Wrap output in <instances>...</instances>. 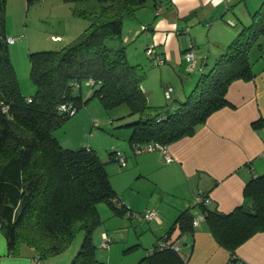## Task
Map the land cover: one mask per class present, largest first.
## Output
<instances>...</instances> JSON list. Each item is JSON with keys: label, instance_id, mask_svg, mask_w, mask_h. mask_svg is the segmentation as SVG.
Segmentation results:
<instances>
[{"label": "trees", "instance_id": "obj_1", "mask_svg": "<svg viewBox=\"0 0 264 264\" xmlns=\"http://www.w3.org/2000/svg\"><path fill=\"white\" fill-rule=\"evenodd\" d=\"M98 1L100 13L76 42L59 51L31 54L30 76L36 93L28 102L9 58L5 4L0 0V101L7 107L4 112L0 106V228L10 254L26 245L43 260L63 251L75 233L83 231L81 247L70 264H102L96 259L92 238L100 222L98 205L104 203L126 214L127 206L116 196L105 165L93 149L62 148L52 135L71 116L60 112L59 106L72 104L78 110L88 79L96 82L89 89L91 96L105 108L127 104L130 114L140 115L131 124L129 142L134 150L154 142L167 146L192 135L213 112L228 104L226 92L232 82L255 76L250 51L264 37V1L252 14L251 23L239 30L176 110L151 107L141 88L145 70L128 63L122 44L123 22L134 18L146 0ZM160 117L164 119L158 121ZM197 208L216 242L230 252L228 264H236V249L264 231V174L246 183L243 203L233 211L222 213L203 204ZM192 209L182 211L170 226L164 238L167 245L175 241L176 229L180 234L193 231ZM144 260L147 264H187L188 259L168 247Z\"/></svg>", "mask_w": 264, "mask_h": 264}, {"label": "crops", "instance_id": "obj_2", "mask_svg": "<svg viewBox=\"0 0 264 264\" xmlns=\"http://www.w3.org/2000/svg\"><path fill=\"white\" fill-rule=\"evenodd\" d=\"M157 1L152 15L141 7L134 18L123 22L122 44L128 63L139 64L146 71L141 88L148 104L163 107L161 95L165 96L169 88L168 99L175 102L171 109L176 110L239 30L251 23L252 14L264 0H251V4L247 0ZM257 43L252 49L264 50V37ZM150 45L164 58L163 64H156L145 54ZM190 48L198 61L194 69L184 58ZM253 70L252 79L230 84L226 106L213 112L192 135L167 145L170 163L158 151L134 154L130 168L117 172L115 180H110L116 196L131 211L156 210L158 218L134 220L102 205V216L110 221L100 232V240L105 234L111 242L105 251H96L98 262L147 264L144 259L148 250L167 236L182 211L194 207L198 194L210 199L208 208L222 213L243 203L246 183L264 174V61L256 67L253 64ZM192 211L194 216L201 213L196 207ZM172 238L181 253L188 255L187 264L229 263L230 252L216 242L205 220L190 233L180 234L176 229ZM235 256L236 264H264V231L241 244ZM34 259L33 249L26 245H21L16 254L8 253L0 228V264H35ZM69 260L59 263L68 264Z\"/></svg>", "mask_w": 264, "mask_h": 264}, {"label": "rangeland", "instance_id": "obj_3", "mask_svg": "<svg viewBox=\"0 0 264 264\" xmlns=\"http://www.w3.org/2000/svg\"><path fill=\"white\" fill-rule=\"evenodd\" d=\"M251 2L253 1L247 0L248 4ZM4 4L5 34L7 37L15 38L13 44H8V53L18 87L26 98L33 97L36 87L30 76L31 54L59 51L66 45L76 42L88 28L91 19L100 13L101 2L98 0H4ZM142 9L147 13L151 11L148 14L152 15L155 11L154 0H146ZM250 60L256 67L264 61V50L260 51L256 47L252 49ZM212 66L210 65V68ZM82 88V106L74 115L67 117L61 126L54 129L52 135L62 148L79 149L90 146L104 163L110 180L114 181L116 173L128 170L131 160L134 159L135 153L129 142L133 132L131 124L139 121L141 117L139 114H130L127 104L105 108L98 98L87 92L86 87ZM161 96L165 102L163 107H168L172 111L171 106H174L175 102L165 98L164 94ZM161 106L154 108L159 110ZM142 119L144 120V117ZM115 151L126 156V166L122 167L110 159L111 153ZM132 174V172L129 173L131 176ZM102 205L104 203L98 205L100 222L92 233L97 252L105 251L111 242L106 235L108 241L104 244L106 240L103 234L100 240V232L106 229L110 221L102 216L100 210ZM105 207L110 211L107 206ZM131 218L135 220L133 216ZM82 239L83 231L76 232L63 251L43 260L40 259V263L60 264L59 262L66 261L68 257L71 263L81 247ZM34 260L35 264H39L37 259Z\"/></svg>", "mask_w": 264, "mask_h": 264}, {"label": "built area", "instance_id": "obj_4", "mask_svg": "<svg viewBox=\"0 0 264 264\" xmlns=\"http://www.w3.org/2000/svg\"><path fill=\"white\" fill-rule=\"evenodd\" d=\"M162 6H159L158 9L161 10ZM6 42L8 44H13L15 42V38L14 37H7L6 38ZM145 54L151 58L156 64H163L164 63V58L161 57V54L157 52L156 48L154 45H150L147 46L145 48ZM184 58L186 59V61L189 64L190 69H194L195 67H197V58L196 55L194 53V51L190 48L188 49V51H186L184 53ZM85 87H87L88 89H92L94 88V86L96 85V82L92 79H88L85 83H84ZM171 89L167 88L165 91V97L169 98V94H170ZM28 102H31V99L28 98L27 99ZM0 106L2 108V110L5 112L7 110V107L2 105V102L0 101ZM59 111L63 112L65 114L68 115H74L77 111L76 107H74L72 104H62L59 106ZM161 119H164V117H160L158 119V121H160ZM135 154L138 153H143V152H153V151H158L160 152V154L163 156L164 161L166 163H170L172 161V157L169 155L168 150H167V146L162 145L158 142H154V143H148V144H144L142 146H136L135 149L133 150ZM113 157L115 159V161L120 165V166H126L127 165V160H126V156L123 155L121 152L119 151H115V153L113 154ZM210 202V199L208 197H203L201 194H198L195 197V201H194V206L197 208L198 205L203 204V205H208ZM126 214L128 215V217H134L135 219L138 220H144V221H151V220H156L158 218V213L156 210H147L144 211L142 213H136L133 212L129 209V207H127L126 210ZM204 220V215L202 213H200L198 216L195 215L193 220H192V226L193 228L198 227L200 221ZM104 239L106 240V242L104 244L107 243L108 241V237L103 234ZM110 241V239H109ZM171 248L174 252H176L181 258L183 259H187L188 255L186 254H182L178 245L177 241H173L171 244L167 245V243L165 242V239H160L156 242V246L152 247L148 250L147 255H152L156 250L158 249H162V248ZM41 260H38L37 258V262L39 264Z\"/></svg>", "mask_w": 264, "mask_h": 264}, {"label": "water", "instance_id": "obj_5", "mask_svg": "<svg viewBox=\"0 0 264 264\" xmlns=\"http://www.w3.org/2000/svg\"><path fill=\"white\" fill-rule=\"evenodd\" d=\"M249 206H250L251 208H254L255 205H254V203L251 202V203H249Z\"/></svg>", "mask_w": 264, "mask_h": 264}]
</instances>
